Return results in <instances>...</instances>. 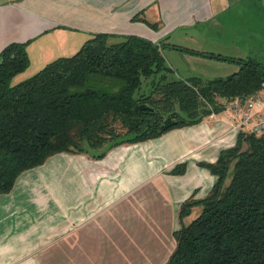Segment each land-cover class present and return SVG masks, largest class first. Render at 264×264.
Returning a JSON list of instances; mask_svg holds the SVG:
<instances>
[{
	"label": "crops",
	"instance_id": "crops-1",
	"mask_svg": "<svg viewBox=\"0 0 264 264\" xmlns=\"http://www.w3.org/2000/svg\"><path fill=\"white\" fill-rule=\"evenodd\" d=\"M245 1L0 0V50L26 42L29 64L12 81L29 66L38 70L74 53L96 32L112 40L133 34L169 43L161 50L174 71L191 68L190 59L219 66L227 60L170 45L221 54L244 47L226 22ZM165 47L178 56L166 58ZM231 119L224 107L196 123L113 145L100 157L63 150L24 169L0 193V264L164 263L176 245L181 203L204 197L216 180L200 162L215 161L236 141ZM176 164L182 172L172 171ZM200 211L194 205L184 223Z\"/></svg>",
	"mask_w": 264,
	"mask_h": 264
},
{
	"label": "trees",
	"instance_id": "trees-1",
	"mask_svg": "<svg viewBox=\"0 0 264 264\" xmlns=\"http://www.w3.org/2000/svg\"><path fill=\"white\" fill-rule=\"evenodd\" d=\"M111 37L96 32L74 53L16 82L12 77L29 64L26 42L12 41L0 50V193L11 189L21 171L55 152L100 157L113 145L196 123L232 97L264 88V65L253 57L171 44L239 64L225 76L181 77L162 54L169 43L133 34ZM139 103L152 108L135 109ZM166 116L176 122L160 130ZM200 164L216 180L204 197L181 203L176 245L162 264H264V133L239 131L215 161ZM172 171L182 172L183 165ZM196 204L199 214L183 223Z\"/></svg>",
	"mask_w": 264,
	"mask_h": 264
},
{
	"label": "rangeland",
	"instance_id": "rangeland-1",
	"mask_svg": "<svg viewBox=\"0 0 264 264\" xmlns=\"http://www.w3.org/2000/svg\"><path fill=\"white\" fill-rule=\"evenodd\" d=\"M229 19L230 23L228 21L226 22V28H229L228 33L231 34L234 30H236L237 33L242 35L243 40L245 41V46H240L239 48H225L224 50H222V54L236 55L241 57H253L254 59L259 60L262 65H264V0L245 1L243 5L239 6V12L236 14L233 13L231 16H229ZM163 51L166 58H169L171 61L173 60V58H176L178 56V51H176V49H168V47H165ZM237 51H239V53H237ZM188 59L189 56H187V60ZM223 62L224 63H221V65L217 66L209 59H190L189 63L191 65V68L186 67V65H182L180 68H176L174 72L177 76L181 77L194 74L201 75L203 77H215L225 76L237 70L239 67V64L237 62ZM35 71V69L32 70V67L29 66L25 71V75H20L19 77H17V80L13 78L12 82L19 81L31 75ZM230 171L231 170H229V173ZM228 178L226 179V181L228 180ZM196 205L200 206V204ZM190 212L185 216L190 217ZM185 216L182 217L183 223V218Z\"/></svg>",
	"mask_w": 264,
	"mask_h": 264
},
{
	"label": "built area",
	"instance_id": "built-area-1",
	"mask_svg": "<svg viewBox=\"0 0 264 264\" xmlns=\"http://www.w3.org/2000/svg\"><path fill=\"white\" fill-rule=\"evenodd\" d=\"M225 107L231 114V127L234 130L264 133V88L229 99Z\"/></svg>",
	"mask_w": 264,
	"mask_h": 264
},
{
	"label": "water",
	"instance_id": "water-1",
	"mask_svg": "<svg viewBox=\"0 0 264 264\" xmlns=\"http://www.w3.org/2000/svg\"><path fill=\"white\" fill-rule=\"evenodd\" d=\"M152 107L147 103H139L135 106V109H151ZM176 120L173 119L170 116H166L162 119V121L159 124V129L164 130L166 127L170 126L171 124L175 123ZM135 124L134 122H131Z\"/></svg>",
	"mask_w": 264,
	"mask_h": 264
}]
</instances>
